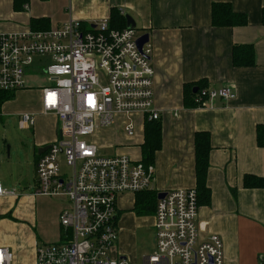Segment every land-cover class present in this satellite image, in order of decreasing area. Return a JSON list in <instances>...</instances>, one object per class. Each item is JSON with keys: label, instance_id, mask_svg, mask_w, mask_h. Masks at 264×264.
I'll return each mask as SVG.
<instances>
[{"label": "crops", "instance_id": "0c3cea01", "mask_svg": "<svg viewBox=\"0 0 264 264\" xmlns=\"http://www.w3.org/2000/svg\"><path fill=\"white\" fill-rule=\"evenodd\" d=\"M215 2H228L235 11L246 13L248 23L215 26ZM113 7L131 15L138 34H149L153 47L155 105L160 111L162 144L155 153L152 190L197 187L195 138L198 132H208L212 145L207 176L211 200L199 208L200 234L205 238L218 234L223 239L226 264H264V188L244 186L246 174L264 176V147L257 143V127L264 123V0H27L21 8L16 0H0V33L46 30L69 19L93 25L109 18ZM33 19H44L47 24H32ZM236 44L253 45L254 65L233 64ZM27 79L30 86L15 92L12 100L33 97L18 115L31 113L35 117L34 124H25L29 129L34 127L35 185L25 183L18 196H0V214L13 212L12 216L27 221L21 225L0 220V245L11 250L14 264H36L38 244L61 239L60 213L68 205L64 198L34 196L31 190L36 187L39 149L60 136V125L55 114L42 109L41 88L48 80L37 75L35 68ZM202 80L211 88L230 86L237 96L207 101L206 106H187L185 86L198 87ZM12 100L4 103L2 115ZM133 118V135L125 131L126 117L118 115L116 123L98 128L88 140L97 145L101 155L142 160L147 118L141 112ZM0 183L4 186L2 179ZM136 197L130 192L119 197L120 237L113 253L142 263L147 254L140 256L135 231L144 225L154 230L155 211L138 214L134 209ZM9 198L13 203L3 208ZM30 200L31 208L27 207Z\"/></svg>", "mask_w": 264, "mask_h": 264}, {"label": "built area", "instance_id": "2783aa9c", "mask_svg": "<svg viewBox=\"0 0 264 264\" xmlns=\"http://www.w3.org/2000/svg\"><path fill=\"white\" fill-rule=\"evenodd\" d=\"M139 37L135 28L110 29L109 18L93 25L69 19L46 30L0 33V90L27 89L35 68L48 80L41 88L43 112L55 114L60 125V136L36 163L32 193L67 200L60 213L66 233L57 242L38 244L36 264H226L223 239L200 234L196 188L157 196L156 246L143 263L113 253L120 237V195L151 190L156 168L126 155H101L88 137L116 123L118 115L126 117L129 135L135 133L136 113L160 118L153 47L146 42L140 48ZM236 96L230 86L204 87L195 102L206 106ZM21 122L32 125L35 117L23 113ZM5 195L19 191L0 183V196ZM0 264H14L11 250L1 245Z\"/></svg>", "mask_w": 264, "mask_h": 264}, {"label": "trees", "instance_id": "16d2710c", "mask_svg": "<svg viewBox=\"0 0 264 264\" xmlns=\"http://www.w3.org/2000/svg\"><path fill=\"white\" fill-rule=\"evenodd\" d=\"M27 0H16L18 8L23 7ZM44 19H33L32 24L42 22ZM249 17L244 12L235 11L228 2H215L212 5V22L219 27H233L246 25ZM262 21L264 22V8L262 10ZM47 24L46 21L43 22ZM110 28L123 29L127 27L126 14L121 13L119 9L113 7L109 17ZM37 30V29H33ZM45 30V29H44ZM233 64L237 67L252 66L255 64V49L252 44H236L232 49ZM208 87L205 81L198 82V90ZM195 85L185 86V104L187 106H198L195 97ZM15 92L0 90V112L5 102L14 99ZM162 126L161 121L147 119L145 128V142L142 144V161L145 164H154L155 153L161 148ZM257 143L264 147V123L257 127ZM212 149L210 135L208 132H198L195 138L196 150V177H197V195L198 204H209L211 200V190L207 184L209 169V155ZM40 157V156H39ZM39 159V158H38ZM244 186L247 188H264V176L255 174H246L244 177ZM159 192L155 190H146L137 193L134 209L138 214H150L155 211L157 196Z\"/></svg>", "mask_w": 264, "mask_h": 264}, {"label": "rangeland", "instance_id": "374dc122", "mask_svg": "<svg viewBox=\"0 0 264 264\" xmlns=\"http://www.w3.org/2000/svg\"><path fill=\"white\" fill-rule=\"evenodd\" d=\"M139 33H141V31H139ZM30 94L32 93L30 92ZM32 98L31 95H28L26 100L18 98L12 100L6 108L7 113L3 115L0 113V179L4 182V186H7L9 189H17L19 192L22 191L25 183L32 187L35 185V174L32 165L36 149L33 132L34 127L31 126V129L27 128L26 125L21 122V116L18 115L19 111L27 102H31ZM61 169L63 172L69 171L63 159L61 161ZM31 190H34V188ZM10 196L13 195H5L2 196V198ZM50 198L58 199L60 197ZM11 203H13V199L9 198L4 203L3 208L7 205H11ZM27 207L31 208V200L27 204ZM12 208H14L13 205L9 207L8 211ZM8 213H6L7 215L5 213L0 214V220L6 219L7 222L10 220L11 222H16L21 225L27 223V221H20L19 217L12 216L13 212ZM7 225L9 226V223ZM21 228L22 227H20V229ZM153 232L154 230L149 225L137 227L135 234L140 244V256L153 252ZM65 233L66 230L63 229L62 235Z\"/></svg>", "mask_w": 264, "mask_h": 264}, {"label": "water", "instance_id": "95a60500", "mask_svg": "<svg viewBox=\"0 0 264 264\" xmlns=\"http://www.w3.org/2000/svg\"><path fill=\"white\" fill-rule=\"evenodd\" d=\"M126 18H127V26L128 27H131V28H135L136 27V21L134 20V18L129 15V14H126ZM149 41V34L145 33L143 35H141L139 38H138V44L140 46V48H142V46ZM198 90V87H196L194 89V91L196 92ZM51 147V144H48L42 148L39 149V154H42L44 153L45 151H47L49 148ZM166 195V192H160L158 194V197L159 198H162Z\"/></svg>", "mask_w": 264, "mask_h": 264}, {"label": "bare ground", "instance_id": "6f19581e", "mask_svg": "<svg viewBox=\"0 0 264 264\" xmlns=\"http://www.w3.org/2000/svg\"><path fill=\"white\" fill-rule=\"evenodd\" d=\"M127 27H128V26H127ZM125 28H126V27H125ZM110 29H116V28H110ZM135 29H136V27H135ZM117 30H121V29H117ZM142 35H143V34H142ZM140 36H141V35H140ZM148 42H149V41H148ZM139 47H140V46H139ZM142 47H143V46H142ZM51 144H52V143H51ZM45 152H46V151H45ZM45 152H44V153H45ZM42 154H43V153H42ZM42 154H40V156H41ZM143 262H144V261H143ZM143 262H142V263H143Z\"/></svg>", "mask_w": 264, "mask_h": 264}, {"label": "flooded vegetation", "instance_id": "af4514ba", "mask_svg": "<svg viewBox=\"0 0 264 264\" xmlns=\"http://www.w3.org/2000/svg\"><path fill=\"white\" fill-rule=\"evenodd\" d=\"M142 35V34H141Z\"/></svg>", "mask_w": 264, "mask_h": 264}]
</instances>
